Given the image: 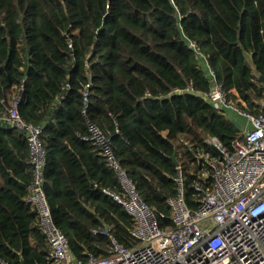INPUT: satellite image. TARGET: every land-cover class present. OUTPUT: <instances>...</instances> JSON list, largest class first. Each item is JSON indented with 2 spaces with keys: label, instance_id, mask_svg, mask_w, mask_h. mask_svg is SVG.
Instances as JSON below:
<instances>
[{
  "label": "trees",
  "instance_id": "obj_1",
  "mask_svg": "<svg viewBox=\"0 0 264 264\" xmlns=\"http://www.w3.org/2000/svg\"><path fill=\"white\" fill-rule=\"evenodd\" d=\"M263 77L264 0H0V264H54L26 201V136L4 121L14 102L42 130L46 200L81 260L105 256L110 237L136 244L134 217L110 195L124 192L118 174L90 127L110 139L158 226L173 227L179 174L196 209L197 188L213 187L205 158H220L207 141L233 150L243 140L206 95L215 83L231 105L258 114Z\"/></svg>",
  "mask_w": 264,
  "mask_h": 264
},
{
  "label": "built area",
  "instance_id": "obj_2",
  "mask_svg": "<svg viewBox=\"0 0 264 264\" xmlns=\"http://www.w3.org/2000/svg\"><path fill=\"white\" fill-rule=\"evenodd\" d=\"M205 68L212 77L209 68ZM206 99L220 113L233 109L250 127L244 129L242 141L233 143V150L216 139L207 141L220 158L217 161L205 158L213 169V187L197 188L201 197L196 209L189 208L185 202L179 174L178 196L168 200L173 227L166 229L158 226L154 214L138 198L133 184L116 163L110 139L96 127H90V142L103 149L124 190L121 195L104 192L134 217L136 228L132 237L136 244L125 248L110 237L111 246L105 256L89 254L81 260L72 255L65 235L55 226L46 200L42 130L23 121L17 112L18 102H14L4 121L24 133L28 142L34 183L26 201L37 213L50 261L54 264H264V100L259 104L258 114L242 112L228 102L215 83ZM100 234L108 236V230Z\"/></svg>",
  "mask_w": 264,
  "mask_h": 264
},
{
  "label": "crops",
  "instance_id": "obj_3",
  "mask_svg": "<svg viewBox=\"0 0 264 264\" xmlns=\"http://www.w3.org/2000/svg\"><path fill=\"white\" fill-rule=\"evenodd\" d=\"M233 106V105H232ZM236 108V107H235ZM229 112H231V110H227V111H225V113H223L225 116L229 113ZM234 115H235V120H233V124L236 126V124H237V122H243V120L244 121H246V124H245V127H244V129H246V128H249L250 127V124H249V122L245 119V118H243V117H241L240 115H238L235 111H234ZM244 125V124H243ZM237 128V127H236ZM244 129H242V131H241V133H242V136L244 135Z\"/></svg>",
  "mask_w": 264,
  "mask_h": 264
},
{
  "label": "rangeland",
  "instance_id": "obj_4",
  "mask_svg": "<svg viewBox=\"0 0 264 264\" xmlns=\"http://www.w3.org/2000/svg\"><path fill=\"white\" fill-rule=\"evenodd\" d=\"M234 114H235L234 110L231 109V112H229L226 115V118L233 122V120H235V115ZM245 124H246V121L243 120V122H237L236 127L242 131V129H244V127H245Z\"/></svg>",
  "mask_w": 264,
  "mask_h": 264
},
{
  "label": "water",
  "instance_id": "obj_5",
  "mask_svg": "<svg viewBox=\"0 0 264 264\" xmlns=\"http://www.w3.org/2000/svg\"><path fill=\"white\" fill-rule=\"evenodd\" d=\"M261 81L264 83V77L261 78ZM173 159L175 160V157H173ZM21 263L24 264V261L21 259Z\"/></svg>",
  "mask_w": 264,
  "mask_h": 264
}]
</instances>
